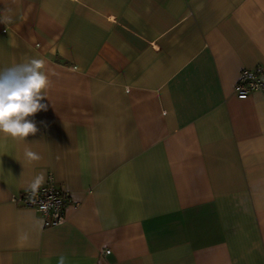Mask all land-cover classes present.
I'll return each mask as SVG.
<instances>
[{
  "label": "crops",
  "instance_id": "obj_1",
  "mask_svg": "<svg viewBox=\"0 0 264 264\" xmlns=\"http://www.w3.org/2000/svg\"><path fill=\"white\" fill-rule=\"evenodd\" d=\"M33 58L47 108L0 133V264H264V88L234 90L264 0H0V69ZM41 173L60 225L12 202Z\"/></svg>",
  "mask_w": 264,
  "mask_h": 264
},
{
  "label": "clouds",
  "instance_id": "obj_2",
  "mask_svg": "<svg viewBox=\"0 0 264 264\" xmlns=\"http://www.w3.org/2000/svg\"><path fill=\"white\" fill-rule=\"evenodd\" d=\"M44 65L43 60L33 58L0 69V133L25 140L38 131L36 124L29 118L47 108L42 103L49 86ZM26 155L32 159L39 158L31 151ZM44 179V174H39L31 187H39Z\"/></svg>",
  "mask_w": 264,
  "mask_h": 264
},
{
  "label": "built area",
  "instance_id": "obj_3",
  "mask_svg": "<svg viewBox=\"0 0 264 264\" xmlns=\"http://www.w3.org/2000/svg\"><path fill=\"white\" fill-rule=\"evenodd\" d=\"M262 88H264V67L257 66L240 72L234 90L239 99H245L251 92ZM70 201V194L56 185L51 173H48L44 184L12 197V202L18 206L41 213L45 227H53L65 222L64 211Z\"/></svg>",
  "mask_w": 264,
  "mask_h": 264
}]
</instances>
